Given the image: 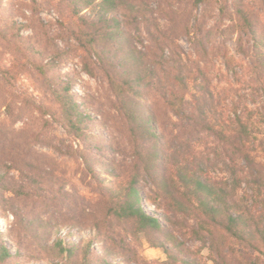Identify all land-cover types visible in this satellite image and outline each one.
Returning <instances> with one entry per match:
<instances>
[{
	"label": "trees",
	"instance_id": "obj_1",
	"mask_svg": "<svg viewBox=\"0 0 264 264\" xmlns=\"http://www.w3.org/2000/svg\"><path fill=\"white\" fill-rule=\"evenodd\" d=\"M15 1L30 15L20 12L21 5L0 0V82L11 84L21 75L38 82L57 104L48 114L81 146L69 153L81 157L94 178L98 165L112 176L101 185L105 192L92 235L105 232V220H117L125 233L144 232L154 245L164 246L168 260L159 264H200L179 238L188 231L211 243L215 264H264V7L252 0H176L163 24L166 6L158 0ZM203 4L228 21L216 27L217 55L227 70V85L220 89L202 64L194 70L187 66L190 54L177 42L180 7ZM43 11L55 12L54 34L67 49L46 44L51 21ZM194 21L199 28L200 18ZM184 28L197 43L213 33V27L204 35L201 28L191 32L188 23ZM25 29L32 33L24 34ZM231 33L238 34L242 58L227 48ZM71 53L87 74L102 76L115 99L125 121L123 160L114 146L91 140V115L72 97L70 82L58 80L56 68ZM235 82H246L247 91ZM196 140L204 144L200 151ZM216 169L223 174H214ZM0 198L5 199L2 191ZM145 199L161 213L148 209ZM11 213L17 219L13 229L49 226L24 212ZM41 238L38 248L52 264H118L110 257L119 250L108 241L99 253L92 238L85 242L60 234L50 242L45 232ZM15 242L14 252L0 227V264H19L23 245L21 239Z\"/></svg>",
	"mask_w": 264,
	"mask_h": 264
},
{
	"label": "rangeland",
	"instance_id": "obj_2",
	"mask_svg": "<svg viewBox=\"0 0 264 264\" xmlns=\"http://www.w3.org/2000/svg\"><path fill=\"white\" fill-rule=\"evenodd\" d=\"M4 1L16 6L21 5L20 12L30 15L25 4L15 0ZM155 1L153 0L154 3ZM252 1L257 8L264 7V0ZM156 2H162L166 6L161 18L165 24V17L172 13L171 4L176 0ZM46 6L51 8L50 5ZM180 9L183 23L179 25L177 42L190 54L186 61L187 66L194 70L199 62L206 68L209 78L217 89L226 86L223 73L227 70L216 50L220 38L216 27L217 25L224 27L228 21L223 20L212 5L203 4L197 8L187 5ZM41 15L46 21H51V24L45 27L49 34L46 44L52 47L58 43L61 48L67 49L65 43L57 37L58 34H54L57 25L54 19L55 12L43 11ZM196 17L200 18L199 28L203 29L199 33L204 35L208 27H213L212 35L208 38L202 36L200 43L195 41L193 33L188 35L184 28V23H188L191 32H197L199 28L194 26ZM23 33L31 34L32 30L25 29ZM237 39L238 34H227V48L231 54L242 58L237 52ZM56 75L59 82L63 80L70 82L72 97L81 104L82 110L91 115L88 128L92 134L91 140L101 145L114 146L118 152L117 158L123 160L122 154L127 147L125 121L117 111L115 99L102 76L95 78L83 71L80 60L74 57L73 53L57 66ZM235 84L241 89L244 86L242 92L247 91L246 82H235ZM233 96L236 99V95ZM56 106L52 95L46 93L38 82L28 76L21 75L11 84L0 82V185L3 188L0 192L2 191L5 196V199L0 198V227L6 236L7 244L14 252L16 239L22 241L23 247L20 249V255L17 256V262L19 264L53 263L52 257L38 248L43 232L50 242L60 234L68 239H82L85 242L92 238V247L99 253H102L101 243L108 241L119 250L113 255L114 257H110L118 264H159L158 262L168 260L163 245H154L144 232L125 233L117 220H113V223L105 220L103 223L106 226L105 232L100 236L92 235L96 230L93 229L92 219L102 208L99 200L105 192L101 185L105 183L106 177L112 178V176L106 173L104 167L98 165L96 167L98 175L94 178L85 161L78 155L69 153V150L81 146L79 147L77 142L72 140L61 122L48 114V111ZM161 110L166 112L165 108ZM166 121L169 122L168 117ZM170 126L174 127L172 124ZM196 141L195 150H202L203 142ZM108 165H111V161ZM213 172L216 175L223 174L219 169ZM148 191L149 189L144 187V192ZM144 203L151 211L161 213V209L147 199ZM12 211L24 212L32 219H43L49 223V226L44 228L39 224L36 226L39 231L13 229L12 226L17 225V219ZM187 232L181 231L179 235L185 249L188 251L190 249L192 256H195L200 264H215L212 260L211 243L194 239Z\"/></svg>",
	"mask_w": 264,
	"mask_h": 264
}]
</instances>
